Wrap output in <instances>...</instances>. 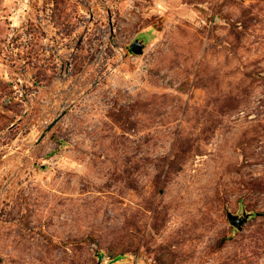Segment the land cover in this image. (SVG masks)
Masks as SVG:
<instances>
[{"label":"rangeland","instance_id":"1","mask_svg":"<svg viewBox=\"0 0 264 264\" xmlns=\"http://www.w3.org/2000/svg\"><path fill=\"white\" fill-rule=\"evenodd\" d=\"M0 264H264V0H0Z\"/></svg>","mask_w":264,"mask_h":264},{"label":"water","instance_id":"2","mask_svg":"<svg viewBox=\"0 0 264 264\" xmlns=\"http://www.w3.org/2000/svg\"><path fill=\"white\" fill-rule=\"evenodd\" d=\"M144 42L140 39H135L131 44H130V49L132 52L135 54H141L144 49ZM57 121V119L54 120L53 124ZM251 213L244 211L242 215L240 214H228V218L230 220V223L237 229H241L243 224L249 219Z\"/></svg>","mask_w":264,"mask_h":264},{"label":"flooded vegetation","instance_id":"3","mask_svg":"<svg viewBox=\"0 0 264 264\" xmlns=\"http://www.w3.org/2000/svg\"><path fill=\"white\" fill-rule=\"evenodd\" d=\"M130 51H131V49H130Z\"/></svg>","mask_w":264,"mask_h":264}]
</instances>
